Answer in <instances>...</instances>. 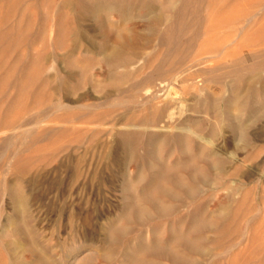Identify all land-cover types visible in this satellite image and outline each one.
<instances>
[{
	"label": "rangeland",
	"instance_id": "1",
	"mask_svg": "<svg viewBox=\"0 0 264 264\" xmlns=\"http://www.w3.org/2000/svg\"><path fill=\"white\" fill-rule=\"evenodd\" d=\"M61 2L62 0H46L45 3L39 4L34 0H23L20 6H17V14L9 21L0 19V30L11 24H14L17 29L25 26L30 28L28 35L20 39L9 37L0 46V50H3L0 51V264L12 262L37 264L40 257L47 259L51 264H81L90 254L97 257L90 264H127L121 259L108 262L97 255L105 249H114L115 256L119 258L124 256L123 252L128 245L131 250L134 249L131 252L133 258L142 257L157 264H174L167 257L149 256L137 250L145 245L167 244L169 239L177 234H185L190 239L199 240L203 253L192 251L177 243L167 244L194 264H264V142L254 140L252 138L254 135L250 134L260 133L259 126H264V69L260 68L248 73L246 79L242 81L243 84L237 85L229 78L222 83L217 79L212 80L209 75L213 70L218 75L226 72L231 56L224 58V54L220 51L216 52L217 54L205 53L208 49L215 48L218 43L221 44L222 39L225 46L229 43L227 40L239 37L236 28L242 23H237L236 28L227 26L228 24L220 25L218 22L211 27L206 38L200 40L199 44L196 43L197 46L191 55L192 61L195 60L196 64L189 65L191 61L187 64L190 67L187 72H184L185 81L177 76L169 77L164 82L156 81L159 94L162 96L168 93L169 97L174 99V114L172 112L169 117H166L167 121L160 122L158 126L134 129L140 132V139L131 150V146L123 143L120 132L133 130L134 127L124 123L128 121V116L123 115V109L112 105V98L116 95L112 98L107 96L110 92L118 93L120 85L122 88H128L133 81V74L125 77L126 79L124 78L119 84L115 82L117 78L116 80L108 79V81H114V84L107 79L101 81L108 71L104 63L81 71L80 68L67 66L60 60L55 61L53 56L63 55L72 46L68 35L64 36L62 48L54 45L53 25ZM255 2L256 0L246 1L233 11L241 14L249 9L251 14H255L260 11L261 6L263 7ZM1 7L3 8H0V14L4 12V6ZM254 10L256 12H253ZM64 12L65 25L69 33L79 26L74 22L68 8L64 9ZM223 13L225 17L228 15L227 12ZM146 15L147 13L142 11L136 17L134 12L131 19L121 21L115 14L111 16V21L116 26L125 23L127 29L134 27L136 30H142L143 37H146L147 32L144 29L149 25L145 20ZM87 17L79 28L92 29V26L94 31L96 29L93 34L97 45L101 46L109 38L112 44L115 40V30L113 33L111 31V37L106 38L107 28L100 24L99 19L91 15ZM93 18L96 19L92 20ZM28 21H30L29 24ZM3 23L6 24L1 26ZM251 25L249 42L252 46L250 49L246 47L243 50V54L250 57L247 61L249 65L254 63L251 54L258 46L255 44L261 43L259 46L264 48V15L257 16ZM96 26L101 29L99 30ZM261 27L262 31H258ZM144 39L140 42L139 56L146 61H152L154 52L157 50L161 52L163 48H160L156 38H153L148 45ZM200 44L207 46L205 50L202 49L204 52L198 50L197 47H200ZM82 45L76 57L84 58L90 55L97 60L103 58L100 51L89 54L85 52V41H82ZM241 46V42L238 41L235 45L236 52H242ZM41 55L49 59L43 60ZM204 56L207 58L205 61L202 60ZM212 56L217 57L210 60ZM214 59L219 60V65L214 64ZM142 65L143 63L140 62L134 66L133 70L141 68ZM27 72L32 75V78L22 77ZM77 72H80L81 76ZM149 72L150 68L142 69L144 75ZM68 75H71L69 86L76 89L70 90V87L69 91L67 89L56 92L55 87L60 77ZM197 75H200V78L198 77L200 84L198 79L196 80ZM46 78L50 81L47 82ZM22 82L26 86L24 91L20 89ZM251 83L256 86L260 94H257L258 97L255 98L263 100L247 99ZM231 86L235 91L231 90ZM236 86L240 88L236 90ZM223 88H226L225 91ZM233 91L235 95L238 94L243 98H235ZM243 91L245 94H242ZM83 95L87 96L79 99ZM124 97L126 99L127 95L125 94ZM60 99L73 108L49 107V104ZM246 99L253 102L242 115L238 116L235 107L228 108L229 100L238 105ZM137 100L141 101L142 96L136 98ZM256 103L260 104L255 107ZM181 104L182 107H180ZM80 105L91 107L78 108ZM212 107L214 109L211 111ZM233 109L236 110V114ZM261 111L263 113H260ZM141 114L146 116L149 111L144 110ZM250 116L253 117L254 122L251 121V123L254 124L246 129L251 138L247 144L243 139V134L246 132L240 124L245 125L248 121L250 123ZM234 118H237V121ZM184 119L186 122H183ZM183 123L186 126L181 127L184 129L180 131V125ZM194 125L195 127L198 125L195 129L197 132L191 133L193 144L187 152L176 151L168 154L169 147H167L163 152V161L158 160L154 153H149L154 142L151 136L155 133L161 137L163 134L188 133L191 126L194 130ZM213 126L217 132L214 131ZM239 127H242V130ZM28 130L30 132H27ZM236 130L240 131V134ZM198 138L201 140L198 141ZM162 139L160 138V143ZM207 140L212 143L208 144ZM197 142L202 144L198 145ZM200 151L203 158L209 156L205 159H209L210 165H213L210 166L209 176L204 183L190 182L191 185L200 186L203 189L195 199L181 205L171 200L166 194L153 192L157 201L165 205H173L170 214L153 216L150 222L139 228L137 224L122 219V208L130 199L128 192L124 189L127 183H134L136 176L144 175V179L135 186V193L138 195L149 192L154 184L151 171L155 173L172 167V164L179 161L184 162V157L186 162L193 154L200 155ZM209 154L212 156L210 157ZM14 184L21 185L22 193L26 196L27 212L17 207L11 196L10 187ZM229 203H232L237 210L233 218L235 221L232 219L229 224L233 226L231 236L216 243L214 240L219 237L217 229L194 230L191 228L194 219L193 210L196 206L204 205L202 214L205 217L217 214L225 216L229 212ZM142 205L152 209L144 200ZM22 221L26 230H31L33 235L26 237L15 231L16 225ZM113 222L136 228L121 244L119 242V244L109 245L104 239L111 232ZM2 231L7 232V235L1 234ZM73 247H79V250L74 251ZM120 247L124 250L121 249V253L118 254L117 250Z\"/></svg>",
	"mask_w": 264,
	"mask_h": 264
},
{
	"label": "bare ground",
	"instance_id": "2",
	"mask_svg": "<svg viewBox=\"0 0 264 264\" xmlns=\"http://www.w3.org/2000/svg\"><path fill=\"white\" fill-rule=\"evenodd\" d=\"M21 1L23 0H0V8H3L1 6H4V12L0 14V19H3L4 21L5 20L9 21L15 14H17V6H20L19 4ZM34 1L36 3L41 4V2L45 3L46 0H34ZM246 1H249V0H62L61 6L57 8L58 10L56 11V14H55L56 21L53 25V28L55 30L54 45L62 48L64 44L63 43L64 36L68 35L70 36L72 46L71 48L67 49V51L63 55L58 56V57L53 56L54 57L53 59L55 61L60 60L62 63H65L67 66L80 68L81 71H86L90 69L93 65L104 63L107 65L108 71L105 77H103L101 81H104L106 79L108 81V79H111V78H113V80L114 79L116 80L117 78V81L115 82L119 84L123 82L122 80L125 77L129 75L132 76L131 74H133V77H134L133 81L131 79L132 82L128 88H122L120 85V88H118L117 90L118 93L110 92L108 93V96H107V98H112L114 95H116V97L112 98L113 100L112 105H116L122 108L124 111L123 115L125 114L126 116H128L127 117L128 121L124 123L126 125L134 127L133 130H124L120 132V136L122 138L123 143L127 146L128 145L131 146V150H133L132 147L137 145L135 143H137L138 140L140 139V132L134 131V129H137V128L143 129V128H148V127L158 126L163 121H167L166 119L168 118L166 117H169L170 114L174 111V106H175L174 99L169 97L168 93L167 95L161 96L159 94V89H157L158 85L156 84V81L160 80V82H164L169 77H173V76H177L181 78L182 81H185L184 72H187V70L190 67L189 65L193 66L194 63L196 64V61L195 60L192 61L191 59L192 52L195 49V46H197L196 43L199 44L200 40H203V38H206V35L210 31L211 27H213L214 24H216L217 22L218 24L220 23V25L228 24L227 26L230 25L232 27H235L237 23H242V25L238 26L237 28L235 27L236 30L239 32V35H238L239 37H237L236 39L234 38V39L227 40L229 43L225 41L228 43L225 46H224V40L222 39L220 41L219 39L221 44L218 43L217 45H215V48H213L212 50L208 49V51L205 52V53H216L220 51L221 53L224 54V58L228 55L231 56L228 62L229 68L227 69L226 72H224L221 75L216 74L215 70L210 72L209 76L212 78V80L217 79L218 81L224 83V80L229 78L230 81L235 82L237 85L239 83L243 84L242 81L246 79V75L248 73H251L252 71L258 70L260 68L264 69V54H263L264 48L259 46L261 43L255 44L258 46L256 50H254L255 52L251 54V58L254 60L253 64L251 65L247 64V61L250 57L248 58L246 54H243V50L246 47H249L250 49V47L252 46L251 42H249V31L252 26L251 25L252 21L255 20L257 16L264 15V0H256L255 3L260 6L263 5V7L261 6L262 8L260 7V11H257V12L255 11L256 10L255 9L253 11V12H256L255 14H251V11L249 9H246L241 14L234 13L233 10H235L242 3L245 4ZM66 8L70 10V13L73 16L74 22L79 27L83 24V20H86L85 17L90 16V15L93 17L96 16V18L99 19L100 24L104 28H107L106 33H105L107 35L106 38L111 37L112 36V34H110L111 31L113 33V30H115L114 42L111 44V42L109 41L110 39L109 38L101 46L99 44L97 45L94 39V34H93V32H95L96 29L94 31L93 30L94 28L92 26H91L92 29H82V28L80 29L79 27H76L73 30H71V32L68 33L66 25H65V19H64L65 18L64 9ZM142 11H145L147 13L145 20H147L149 24L148 27L144 29L147 32V34L145 35L146 37H143L144 35L142 34L143 32L142 30L141 31L136 30L134 27L127 29L125 27V23L121 24L120 26H116V25H113V22L111 21V16H115V14L119 16L118 20L125 21V20L131 19L132 14L134 12L137 17V14L142 13ZM223 12H227L228 15L225 17V13ZM40 17H41V14H40ZM27 19H28V16H27ZM95 19L93 18L92 20H95ZM29 22L30 21H28V24ZM4 24L6 23H3V25L1 24V26H4ZM98 29L100 30L101 28H98ZM262 29L263 28L261 27L259 28L258 31H262ZM39 30H41V26H39ZM99 30L97 31L99 32ZM29 31H30L29 26L27 27L25 26L24 28L17 29L14 26V24H11V25H8L7 27H4L3 29L0 30V46L3 44V42L7 38L13 37L14 39H20L22 36L23 37L26 36L27 32ZM103 33L104 32H102V34ZM143 38H145L144 40L147 41L146 42L147 45L150 44L153 38H156V40H158L159 42L160 48H163L161 52L158 50L154 52L153 54L154 58L152 59V61H146L144 60L143 57L139 56L140 55L139 50L141 48L140 42H141V39ZM82 41L86 42V46H84L85 52L89 54L93 51H97V52L100 51L103 54L102 56L103 58L97 60L95 57H92L90 55L84 58L76 57L77 56L76 54L81 50L83 46ZM238 41H240L242 44L241 46L242 52H239V53L236 52V47H235ZM16 43H18L17 40H16ZM205 47L207 46H203L200 44V47H197V48L198 50L202 51V49L205 50ZM109 50L110 52L108 53ZM204 50L202 52H204ZM0 51H3V50H0ZM214 57H217V56H212L210 60H213ZM41 58L43 60L49 59V57L45 55H41ZM206 59L207 58L205 56L202 58V60L204 61ZM196 60H199V59H196ZM190 61L191 63L187 65ZM140 62H142L143 65L141 66V68L137 67L139 69H136L134 71L133 70L134 66H136L137 64H140ZM201 63H203V61H201ZM218 63H219V60L214 59V64L219 65ZM184 66H185V69H183ZM146 67L147 69L150 68V72L144 75L142 73V69ZM201 69H204V68H201ZM77 73L80 74L81 76L80 72H77ZM142 74L143 76L141 77ZM205 74H206V71H205ZM24 76L26 78L27 77L32 78V75H30L29 72H27L26 75L24 74L22 75V77ZM199 76L200 75L196 76V80L198 79ZM70 79H71V75H68L67 77H60V80L58 81V84L55 87V91L59 92V91H65L67 89L69 91V88L71 87L69 86ZM46 81L49 82L50 79L46 78ZM23 82L20 86L21 91H24L26 87L25 83ZM108 82H111V81H108ZM199 84H200V81H199ZM235 88L237 90L240 87L236 86ZM71 89L72 87L70 88V90ZM75 89L76 88H73L72 90H75ZM231 90H234L233 87ZM224 91L222 92L224 93ZM234 91L232 92L233 94H234ZM263 92H264V89H263ZM125 94L127 95L126 99L124 97ZM242 94H245V92ZM247 94H248V98H247L248 100L256 99L255 97L257 96V94L260 95L258 93V90L256 89V86H253V85L250 86ZM86 96L87 95L80 96L79 99L86 97ZM139 96H142V100L141 101L139 100L140 102L138 100L136 101V98H138ZM235 98L240 99L243 97H240L238 96V94H236ZM247 99L245 100V102L238 104V105H236L237 104L236 102H235L236 104L235 103L233 104V102L237 100L234 99L233 102L232 100H229L228 108L235 107L236 110L238 111L237 112L238 116H240L243 114L244 111L250 108L251 103L253 102V101H247ZM258 99L263 100L261 98H257L256 100L258 101ZM256 100L254 101L256 102ZM203 104L205 105L206 103H203ZM257 104H260V103H256L255 107H257ZM182 106L183 105L181 104L180 107ZM210 106H212V104ZM49 107L50 108L56 107L57 109L73 108V106L69 105L68 103H65V101L61 99L58 100L57 102H53L52 104H49ZM83 107L90 108L91 106L80 105L78 108H83ZM215 107H216V104H215ZM212 109H214V107H212L210 110L212 111ZM144 110H148L149 114L146 116H143L144 114H141V112ZM236 110L233 109V111H235V114H236ZM193 111H196V110H193ZM212 113L214 114V112ZM260 113H263V112L261 111ZM256 114L259 115V113H256ZM238 116H235V117H238ZM250 118H251L250 123L249 121L246 122L245 125H242L239 123L241 126H243L244 132H246L243 134V139L245 140L244 142H246L247 144L251 141V138L249 134H247L246 129L250 127L251 124H254V123H251V121L254 122L253 117L250 116ZM234 120L237 121V118H234ZM203 121H206V120H203ZM203 121H201V124ZM183 122H186V120ZM174 123L175 122H173V124ZM235 124H238V123H235ZM181 125H180V131L184 129L186 126L185 123ZM168 126H172V125L168 124ZM181 127H184V128H181ZM197 127L198 125H196V127L193 130L191 126V128L188 129L189 130L188 133L178 132L176 134H171V135L163 134V137L159 136L158 133H157L158 135H156V133L154 132L155 134L151 136L154 142H153L152 148H150L149 150V153L150 154L154 153L157 156L158 160L163 161L162 159L163 152L165 151V148L167 147H169L168 154L175 153L176 151H179L181 153L187 152V150L190 149L193 144V138H192L191 133H196L197 131H195V129ZM202 127H204L203 124H202ZM213 128H214V131L217 132L215 130V126H213ZM213 128L212 130H210L211 132L213 131ZM241 128L240 130H242ZM259 129L261 130L260 133H256L252 131L253 133H250V134L254 135V137H252L254 140L256 139V140H260L264 142V126H259ZM238 130L236 131L239 132L240 134V131ZM27 132H30V130H28ZM241 133L243 132L241 131ZM151 134H153V132H151ZM200 137L201 136H199V138ZM211 137H212V134H211ZM160 138H163L161 143L159 142ZM199 138H198V141L201 140ZM203 138L205 139V137ZM206 142H208L209 144L210 141L207 140ZM199 143L202 144V142H199ZM199 143L198 145H201ZM211 143L212 142H210V144ZM198 147L201 148V146H198ZM128 151H126L127 152L126 154H128ZM211 154H209L210 157L212 156ZM203 157L200 151V155L193 154L192 157L190 156L186 162H185V157H184V162L179 161L182 163L177 162L174 165L172 164V167H168L161 171H156L155 173L151 171L153 175V182H154L152 190L146 193L138 194V195H136L135 193V189H136L135 186L144 179V175L136 176L134 183H131V182L127 183L125 188L123 187L126 190V192H128L130 199L126 204H124L122 208V212H123L122 219L127 222L137 224V227L139 228L141 227V225H146L148 222H150L153 216H164V215L170 214L173 210V205L172 206L165 205L157 201V199L153 196V192H159V193L166 194L167 196L171 198V200L181 205H184L186 202H189L190 200L195 199L202 192L203 189H201L200 186L191 185L190 182L197 181L199 183L200 182L204 183L207 180V177L209 176L210 166L213 165V164L210 165L209 159L208 160L205 159V158H209V156L205 158ZM179 158L181 159V157ZM212 159L213 158H211V161L213 163L214 161ZM10 192H11L12 198L16 202V206L21 207L25 212H27L26 196L22 193L21 185H18V184L12 185L10 187ZM142 200L148 202L149 206L152 209L150 210L146 208L145 206H143ZM203 207L204 205L200 204L194 208L193 210L194 219L192 221L191 228L194 230L217 229L219 231V237L214 240L216 243H220L224 238L231 236L233 232V226H230L229 224L231 220L235 218L234 215L237 211L235 210L233 204L232 203L228 204L229 212L225 216L217 214V215H211V216L205 217L202 214V210L204 209ZM25 227L26 226H24V221H22L18 225H16L15 231H18L19 233L23 234L26 237L33 235L32 234L33 232L31 230L30 231L26 230ZM134 228L136 227L129 226V225H126V226L119 225L116 222L115 223L113 222L111 232L104 240H106V242L109 245L114 244V243L119 244V242L121 244L123 240L126 238V236L130 232H133L135 230ZM1 234L7 235V232L2 231ZM125 241L128 244L127 240ZM171 242L183 245L192 251L203 253L201 247L199 246V240L197 238L190 239L185 234H177L169 239L168 243H171ZM167 244H154L153 246L145 245L141 247L140 249H138L137 251H143L145 254L149 256L161 255V256L167 257L174 264H194L188 261L186 258L179 255V253L174 248H171ZM121 249L124 250V248L120 247L119 250H117L118 254L121 253ZM72 250L74 251L79 250V247H73ZM133 250H131V247L128 245L125 248V251L123 252L124 256H121L119 258L115 256L114 249H105L102 253L98 254L97 256L100 258H103L105 261H108V262L109 261L114 262L116 260L121 259V261H124V262L126 261L127 264H157L154 261L143 259L142 257H134V258L131 257V252H133ZM95 258L97 257H94L92 254H90L85 258V260L81 264H90ZM11 264H20V263L12 262ZM37 264H51V263L47 259L40 257L39 260L37 261Z\"/></svg>",
	"mask_w": 264,
	"mask_h": 264
}]
</instances>
